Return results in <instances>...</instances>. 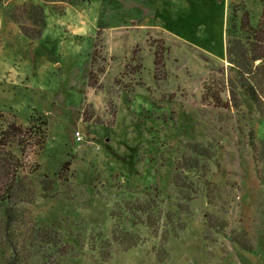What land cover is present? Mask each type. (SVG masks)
I'll return each mask as SVG.
<instances>
[{
  "label": "rangeland",
  "instance_id": "rangeland-1",
  "mask_svg": "<svg viewBox=\"0 0 264 264\" xmlns=\"http://www.w3.org/2000/svg\"><path fill=\"white\" fill-rule=\"evenodd\" d=\"M27 5L43 10L34 38L12 18ZM263 13L264 0H0V127L47 122L42 149L32 144L24 157L40 166L27 208L63 224L74 251L62 264H264V116L244 88L233 96L223 87L236 74L232 20L247 14L256 27ZM95 54L102 89L88 87ZM194 146L211 159L190 174L184 201L174 165ZM45 177L55 181L49 193ZM155 189L170 232L123 224L141 236L138 247L115 244L107 262L91 250L90 236L111 238L126 201Z\"/></svg>",
  "mask_w": 264,
  "mask_h": 264
},
{
  "label": "trees",
  "instance_id": "trees-1",
  "mask_svg": "<svg viewBox=\"0 0 264 264\" xmlns=\"http://www.w3.org/2000/svg\"><path fill=\"white\" fill-rule=\"evenodd\" d=\"M51 2L68 0H50ZM25 16H28L26 19ZM235 16V15H234ZM13 20L19 25L23 33L30 37H37L44 24L43 10L36 5L17 8ZM25 20V22H24ZM227 44V60L236 69V74L225 81L224 91L235 95L238 88H244L252 101L258 106L264 116V13L260 23L253 27L247 17L238 22L232 20ZM92 67L88 77V87L102 89L99 75L103 68L98 61V55L92 58ZM218 94L212 95L217 99ZM220 99V98H219ZM47 122L43 116L30 121L24 127L16 122H8L0 127V213L3 223L0 227V255L3 264H62L73 254V247L63 243L61 222H41L33 218L28 205L37 201L38 193L35 188V174L40 166L36 164L28 169L24 162L28 147L32 144L39 149L43 147ZM14 149L19 150L18 154ZM211 159L209 151L194 146L190 154L180 156L175 162L173 184L184 194V201H190V194L194 192L191 173L204 172L203 166ZM70 163H66L59 173V181ZM203 175V176H201ZM201 178L209 185L205 174ZM264 184V172H260ZM65 181L70 182L67 178ZM42 189L49 193L55 187V181L48 177L40 180ZM186 188L187 192L183 189ZM199 188V187H198ZM197 188H195L196 191ZM209 193L211 188L206 189ZM198 192V191H197ZM161 192L156 189L148 192L141 199L126 201L125 206L117 210L113 217L118 223L111 232V238L102 233L90 236L91 250L99 252L104 261H109L112 247L117 244L123 251H130L142 243L139 233L125 229L123 224L134 227H147L157 238L161 223L167 232L173 229L174 219L171 214L163 213L164 200ZM210 195V193L208 194ZM210 197V196H209ZM163 220V221H162ZM167 238L166 236H164ZM165 240V239H164Z\"/></svg>",
  "mask_w": 264,
  "mask_h": 264
},
{
  "label": "built area",
  "instance_id": "built-area-1",
  "mask_svg": "<svg viewBox=\"0 0 264 264\" xmlns=\"http://www.w3.org/2000/svg\"><path fill=\"white\" fill-rule=\"evenodd\" d=\"M76 136H77V138L79 139V140H81L82 138H81V135H80V133L79 132H77L76 133Z\"/></svg>",
  "mask_w": 264,
  "mask_h": 264
}]
</instances>
